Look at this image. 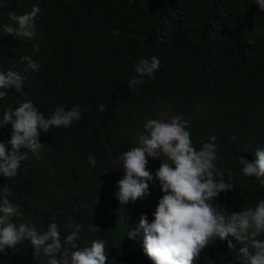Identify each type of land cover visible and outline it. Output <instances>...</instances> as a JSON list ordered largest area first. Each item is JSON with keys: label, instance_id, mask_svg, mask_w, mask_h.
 Here are the masks:
<instances>
[{"label": "trees", "instance_id": "1", "mask_svg": "<svg viewBox=\"0 0 264 264\" xmlns=\"http://www.w3.org/2000/svg\"><path fill=\"white\" fill-rule=\"evenodd\" d=\"M33 6L41 9L33 39L4 32L14 23L9 12L22 15ZM24 56L39 69L25 71ZM152 56L160 60L155 78L130 89L134 65ZM9 69L27 79L20 92L9 89L0 99V120L29 100L46 118L60 106H79L82 115L67 128L41 132L39 157L28 152L16 177L0 176V189L10 187L9 200L19 207L17 225L43 234L54 222L62 242L80 225L77 243L104 240L106 264H153L143 230L131 239L126 233L143 215L154 220L163 193L150 182V195L120 205L119 157L138 146L149 119L173 116L187 121L197 150L216 137V167L234 188L220 193L214 207L227 216L264 199L259 180L242 172L264 149V12L255 0H0V72ZM11 136V124L0 128L8 151ZM146 158L155 177L162 161ZM256 238L264 241V234ZM241 247L232 236L217 238L193 264H240ZM33 251L24 241L0 253V264H44Z\"/></svg>", "mask_w": 264, "mask_h": 264}, {"label": "clouds", "instance_id": "2", "mask_svg": "<svg viewBox=\"0 0 264 264\" xmlns=\"http://www.w3.org/2000/svg\"><path fill=\"white\" fill-rule=\"evenodd\" d=\"M255 5L264 12V0H255ZM40 13L38 6H33L29 13L22 15L9 12V19L14 23L4 25L3 30L16 38L33 39ZM35 48L39 50L38 46ZM21 59L27 62L25 71L28 68L35 71L40 67L31 57ZM159 68L160 60L156 56L150 60L141 59L134 65L136 76L128 81V87L131 89L144 83L145 76L154 79ZM26 79L13 69L0 72V99L7 96L9 89L20 92ZM104 110V105H100V111ZM80 119L79 106L67 110L60 106L46 118L30 100L15 110L5 111L0 128L11 124L12 136L7 142L11 145V151L6 149L4 142H0V176L7 179L16 177L21 163L28 159V152L39 157L44 146L39 142L41 132L67 128ZM188 127L187 121L180 116L171 117L170 122L149 119L145 124V134L136 143L138 146L121 153L119 160L124 175L118 181L119 191L116 193L120 205L130 201L134 203L150 195V182L158 181L163 193L154 220L149 223L147 215L141 216L138 228L127 230V237L134 238L143 230L144 252L153 264H193L206 246L217 241V238L224 241L229 236L242 245L239 249L240 264H264V241L256 238L264 234V199L255 207L227 216L214 207L212 201L220 193L233 190L234 184L225 181L224 171L216 167V137L202 142V147L197 150ZM255 155L256 162H248L242 172L245 176L255 177L264 187V149L257 150ZM146 157L162 161L155 177L147 169ZM89 163L95 167L96 161L91 155ZM11 195L10 187L0 189V253L6 255L8 249L29 241L34 250V259L43 254L44 264H106L108 250L104 240H93L90 246L84 247L77 243L80 240V225L62 242L54 222L43 234L29 223H14L12 218L20 215V212L18 205L9 200ZM90 230L95 232L100 229L90 226ZM228 248H234L231 241Z\"/></svg>", "mask_w": 264, "mask_h": 264}]
</instances>
